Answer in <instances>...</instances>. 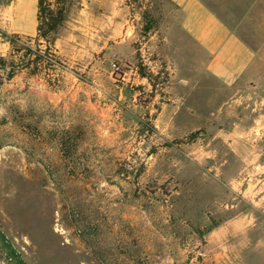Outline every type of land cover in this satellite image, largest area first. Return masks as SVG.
<instances>
[{
	"label": "rangeland",
	"instance_id": "374dc122",
	"mask_svg": "<svg viewBox=\"0 0 264 264\" xmlns=\"http://www.w3.org/2000/svg\"><path fill=\"white\" fill-rule=\"evenodd\" d=\"M16 1L0 0V232L26 263L260 262L227 253L264 246V0H203L257 55L235 91L185 68L167 0H47L54 71L10 78V38L37 36L11 31Z\"/></svg>",
	"mask_w": 264,
	"mask_h": 264
},
{
	"label": "crops",
	"instance_id": "0c3cea01",
	"mask_svg": "<svg viewBox=\"0 0 264 264\" xmlns=\"http://www.w3.org/2000/svg\"><path fill=\"white\" fill-rule=\"evenodd\" d=\"M30 1L36 2L33 28L30 30L28 13ZM180 12L181 40L189 44L185 54V68L199 70L204 76L219 83L227 91L240 90L251 86L259 77L257 55L251 46L233 30L203 0H167ZM16 11L12 12L13 33L37 31L38 0H17ZM193 51V52H192ZM214 234V233H211ZM212 241L218 239L211 235ZM262 241L256 247H242L227 253L228 258L248 254L258 257L257 264H264ZM231 251V249H230ZM232 261V260H231Z\"/></svg>",
	"mask_w": 264,
	"mask_h": 264
},
{
	"label": "trees",
	"instance_id": "16d2710c",
	"mask_svg": "<svg viewBox=\"0 0 264 264\" xmlns=\"http://www.w3.org/2000/svg\"><path fill=\"white\" fill-rule=\"evenodd\" d=\"M47 0H38V13H37V36L34 38L35 47L32 44H28L33 41L32 38H28V42L22 43L18 36L10 38V42L18 53H22L19 57L20 63L16 65L15 62H11L9 77L13 78L22 69H29L31 74L47 76V71H54L52 64L47 58V53H51L50 47H47V43L52 45L55 42L56 36L59 33V27L64 20L63 13L56 15L54 12L47 10ZM46 4V5H45ZM43 45H46V49H42ZM2 69H6L7 63L1 64ZM20 67V68H19ZM216 226L211 227L209 232H212ZM0 264H27L22 258V255L9 240L0 232Z\"/></svg>",
	"mask_w": 264,
	"mask_h": 264
},
{
	"label": "built area",
	"instance_id": "2783aa9c",
	"mask_svg": "<svg viewBox=\"0 0 264 264\" xmlns=\"http://www.w3.org/2000/svg\"><path fill=\"white\" fill-rule=\"evenodd\" d=\"M112 67H113V71H114V72H119V71H120V67H119V65H118L117 63H114V64L112 65Z\"/></svg>",
	"mask_w": 264,
	"mask_h": 264
}]
</instances>
